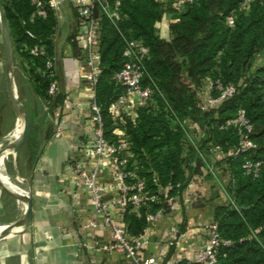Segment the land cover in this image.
I'll list each match as a JSON object with an SVG mask.
<instances>
[{"label": "trees", "instance_id": "16d2710c", "mask_svg": "<svg viewBox=\"0 0 264 264\" xmlns=\"http://www.w3.org/2000/svg\"><path fill=\"white\" fill-rule=\"evenodd\" d=\"M116 1H120L119 20H108L98 6L94 10L99 19L101 67L95 96L106 140L113 139L108 106L123 90L112 78L122 68V52L129 39L141 40L149 49L143 84L152 81L160 92L154 94L150 104L139 108L135 122L126 126L138 174L150 195L157 194V185H172L170 197L186 187L179 159L183 129L167 111V105L178 121L189 116L198 122L204 130L203 146H218L225 152L237 145V137L232 130H220L219 126L233 119L239 108L244 109L257 149L251 155L226 158L233 171L232 202L216 211L215 222L220 237L230 245L220 249L218 264H264V66L254 69L253 65L256 56L264 52V1L254 0L247 12L236 13L234 26L229 28L226 18L240 0H194L174 12L170 42L160 39L157 32L161 5L154 0H107L110 7ZM0 8L13 55L26 66L46 107L52 108L60 94L53 99L48 96L52 79L44 75V67L54 56V13L48 12L46 19L36 17L30 0H0ZM27 31L32 39L26 36ZM34 46H42L45 56L32 57L29 49ZM183 76L196 85L203 79L232 84L236 94L217 111L202 113L194 93L182 83ZM244 159L260 162L257 178L244 175ZM161 206V202L150 204L149 212L155 213ZM145 212L140 209L138 216L129 211L125 214L131 237L141 235L147 227Z\"/></svg>", "mask_w": 264, "mask_h": 264}, {"label": "crops", "instance_id": "0c3cea01", "mask_svg": "<svg viewBox=\"0 0 264 264\" xmlns=\"http://www.w3.org/2000/svg\"><path fill=\"white\" fill-rule=\"evenodd\" d=\"M154 1L163 11L157 24L158 36L170 42L169 25L176 21V8L167 0ZM55 21L52 40L60 94L56 105L46 108L26 66L13 55L12 86L17 102L26 111L29 130L16 153L8 151L3 155L0 176L5 187L29 196L31 217L27 226L20 225L25 204L11 198L0 185V235L4 228H11L0 239V264H133L119 254L91 247L95 241L110 242L108 228H99L93 236L84 229L88 222L100 220L87 209L86 194L74 188L70 165L82 157L75 147L93 138L91 91L82 64L85 49L79 40L81 24L75 9L68 2L62 3ZM8 79L0 28V150L13 143L8 135L22 128V120L9 100ZM208 82L203 79L196 85L183 76L182 83L194 93L199 110L209 96ZM181 122L184 137L179 159L186 187L175 195L178 206L166 210L148 227V244L140 254L142 260L155 258L156 264L190 261L206 241L204 227L215 222L219 208L232 202L233 171L226 161L229 151L203 146L204 130L191 117ZM102 170L101 183L106 185L112 180L108 162L102 164ZM113 198L115 195L109 194L108 199ZM116 217L119 219L118 214Z\"/></svg>", "mask_w": 264, "mask_h": 264}, {"label": "built area", "instance_id": "2783aa9c", "mask_svg": "<svg viewBox=\"0 0 264 264\" xmlns=\"http://www.w3.org/2000/svg\"><path fill=\"white\" fill-rule=\"evenodd\" d=\"M35 9V16L46 19L48 12L54 15L59 6L68 2L76 11L81 24L79 40L84 45V57L82 64L85 69V79L91 91V102L89 104L90 120L92 124L93 138L89 141L79 143L75 148L80 151L82 157L70 165L71 181L76 190L82 191L87 196V209L92 215L99 219L88 222L84 229L89 236L99 228H108L111 240L108 244L99 241L92 243V248L100 247L108 254H119L133 264H156L155 258L142 260V254L148 244V227L155 223L166 210L172 211L178 202L175 196L170 197L169 192L172 185L161 187L157 185V194L150 195L146 191L144 178L138 174V161L134 158L131 150V142L126 132L129 122L134 123L137 110L151 103L155 93L160 95L157 86L150 81L143 84L146 74L145 63L149 60V49L141 40L129 39L125 41L122 52V68L114 74L113 81L122 88V93L109 104L108 113L112 124V140H106L105 128L101 110L96 104V86L101 75L100 53H99V19L96 18L94 10L99 7L100 12L110 21L119 20L120 1H116L110 7L107 0H30ZM173 3L176 11L186 5H192L194 0H167ZM264 1V0H262ZM254 0H240L237 9L230 12L226 18V25L233 28L236 13L247 12ZM26 36L30 39L33 35L27 31ZM32 57L45 56L42 46H34L29 49ZM55 57L48 58L44 67V75L47 74L52 81L49 83L47 94L55 98L59 94V88L55 80ZM209 96L204 105L200 107L202 113L219 108L225 102L232 99L236 94V87L232 84H224L220 80L208 82ZM167 105V104H166ZM47 108V107H46ZM168 112L175 122L184 128L182 122L178 121L169 106ZM220 130H232L237 137V145L229 151L227 157L237 158L242 155H251L257 145L251 139L253 127L246 117L244 109L239 108L235 117L219 126ZM108 162L112 180L103 185L101 177L103 174L102 164ZM260 162L244 159L241 169L245 176L252 179L257 178ZM156 183V182H155ZM179 185L176 186L178 188ZM109 194L115 198L108 199ZM161 198V200H160ZM162 203L155 212L150 213V204ZM145 209V221L147 227L137 237L128 234L124 223V216L129 212L139 213ZM119 215V219L116 217ZM206 241L202 248L194 252L190 261H172L170 264H218L219 251L222 247H228L229 242L224 241L218 232L217 223H211L204 227ZM170 246L176 243H170Z\"/></svg>", "mask_w": 264, "mask_h": 264}, {"label": "water", "instance_id": "95a60500", "mask_svg": "<svg viewBox=\"0 0 264 264\" xmlns=\"http://www.w3.org/2000/svg\"><path fill=\"white\" fill-rule=\"evenodd\" d=\"M0 28H1L2 39H3V43H4V48H5V54H6V69H7V72L9 74L8 96H9V100H10V103L12 105V108L14 109V111L17 114V116L19 117V119L22 120V128H21V133H20L19 139L16 142L10 143L6 148L0 150V158H1L8 151H12L13 153H16L19 150V148L23 145V143L25 142L27 135H28L29 121H28L26 111L17 102L15 95H14V90H13V86H12V73H13V69H14L13 50H12V46H11V41H10L8 29H7V26H6V23H5V20H4V17L2 15L1 10H0ZM0 185L2 186V188L7 192V194L11 198H14V199L21 201L25 204V207H26L25 214H24L22 221L20 222V225L27 226L30 222V217H31V200H30L29 196H22L18 193L13 192L9 188L5 187L1 183V181H0ZM10 229L11 228L6 229L5 232H3L0 235V239L5 237L6 234L8 233V231H10Z\"/></svg>", "mask_w": 264, "mask_h": 264}, {"label": "bare ground", "instance_id": "6f19581e", "mask_svg": "<svg viewBox=\"0 0 264 264\" xmlns=\"http://www.w3.org/2000/svg\"><path fill=\"white\" fill-rule=\"evenodd\" d=\"M12 132V131H11ZM20 133H21V128H17L14 132H12L10 135H8L9 136V140L11 141V142H16L18 139H19V137H20ZM7 137V136H6ZM9 142V141H8ZM2 159H3V157H1L0 158V161H2ZM0 179H1V182L3 183V176L1 175L0 176ZM7 187V186H6ZM22 196H25V195H23L22 194ZM10 227V226H9ZM5 230L7 229V228H4ZM0 232H1V230H0Z\"/></svg>", "mask_w": 264, "mask_h": 264}, {"label": "rangeland", "instance_id": "374dc122", "mask_svg": "<svg viewBox=\"0 0 264 264\" xmlns=\"http://www.w3.org/2000/svg\"><path fill=\"white\" fill-rule=\"evenodd\" d=\"M1 10V8H0ZM2 12V11H1ZM3 15V14H2ZM6 23V22H5ZM7 26V24H6ZM253 65H254V69L257 68V67H263L264 66V52L260 53L258 56H256L254 62H253ZM15 187L18 188V186L15 184V183H12Z\"/></svg>", "mask_w": 264, "mask_h": 264}]
</instances>
